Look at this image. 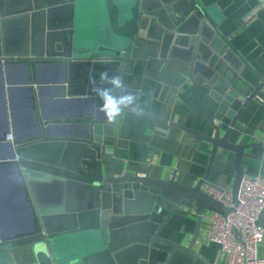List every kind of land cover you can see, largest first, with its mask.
I'll use <instances>...</instances> for the list:
<instances>
[{
	"label": "crops",
	"instance_id": "1",
	"mask_svg": "<svg viewBox=\"0 0 264 264\" xmlns=\"http://www.w3.org/2000/svg\"><path fill=\"white\" fill-rule=\"evenodd\" d=\"M198 2L212 17V23L209 22L211 38L205 41L193 35L191 37L197 39L194 50L189 52L188 47H182L183 59H171L170 54L161 58L164 28L157 17L144 15L130 52L131 72L122 74L127 92L136 97L134 105L138 104L143 112L164 121H156L133 110V105L116 124L108 125L93 98L66 96L59 90L57 86L61 83L58 81L63 73H59L58 67L40 66L36 76L43 84L31 86L27 83L24 67L13 65L9 73L0 72V138L6 133L13 135L15 125L22 139L33 137L40 128L43 113L52 122L46 129L56 137L87 138L94 132L95 143L101 148V159L100 162L84 161L81 169L85 175H95L102 167L105 176L129 173L170 179L175 174L179 183L196 185L206 174L212 145L173 124L213 135L204 103L215 124L222 123V135L225 134L229 128L225 122L233 119L236 111L235 100L244 101L248 87L258 86L264 78V1ZM147 5L150 9L158 8L156 0H150ZM92 6L91 3L85 8L83 21L86 24L83 23L96 28L101 17ZM0 8L8 18L1 32L6 53L38 58L62 51L77 15L70 0H0ZM252 12H256L252 21L245 23ZM227 49L242 62L239 70L224 58ZM193 61L208 69L212 77L207 80L196 72L197 77L202 78L193 81L192 68L188 65ZM74 74L73 89L77 92L89 89L88 79L92 75H87V86L76 80L80 73ZM37 86L42 88L35 94L34 102L29 87L35 92ZM33 102L36 110H33ZM86 117L99 123H61L64 119L83 120ZM229 141L249 145L242 161L245 177L264 178V91L245 108ZM219 154L225 155L226 160L215 161L209 185L231 189L236 175L234 153L220 149ZM3 171L6 184L0 190V219L7 224L5 232L13 234L27 226V215L14 193L17 187L10 175L11 167H3ZM207 188L204 186L203 189L207 191ZM214 217L211 212H206L203 217L200 236L193 248L199 258L178 250L169 264H227L228 259L221 254L220 246L206 239ZM197 220L194 210L180 209L162 236L188 247L196 232ZM4 254L0 252V264L5 262ZM258 254L264 258V242L259 245Z\"/></svg>",
	"mask_w": 264,
	"mask_h": 264
},
{
	"label": "water",
	"instance_id": "2",
	"mask_svg": "<svg viewBox=\"0 0 264 264\" xmlns=\"http://www.w3.org/2000/svg\"><path fill=\"white\" fill-rule=\"evenodd\" d=\"M149 1L70 0L74 13L75 9L77 13L71 36L62 51L47 58L6 53L1 32L8 18L0 8V72L9 73L11 66L21 65L28 75L27 83L33 86L43 84L36 76L40 66L58 67L59 73L63 74L57 87L63 94L88 96L99 107L101 101L92 91L91 83L89 89L78 92L73 89V73H80L76 80L87 86L93 77L99 81L101 72L121 77L123 73H130L133 64L130 52L144 15L157 17L164 28L161 58L170 54L171 59H181L185 54L182 47H188L192 52L197 40L191 37L193 35L205 41L212 37L209 26L212 17L201 8L198 0H156V10L148 7ZM91 3L101 17L96 28L84 25L83 21L85 8ZM216 40L220 39L216 37ZM224 58L240 69L242 62L233 51L227 49ZM188 65L192 68L193 81L195 78L201 81L202 77H197L196 72L207 80L212 77L204 66L194 61ZM88 74L92 75L89 81ZM29 88L35 102V94L40 93L42 87L37 86L35 92ZM248 89L244 101L235 100L234 117L229 122L224 121L229 128L223 135L222 123L215 124L204 103L213 135L171 123L212 145L206 174L194 186L179 183L175 174L170 179L129 173L105 176L100 167L97 174L85 175L81 169L83 162H100L101 159V148L95 143L93 131L87 138L56 137L46 129L52 122L42 113L36 135L22 139L14 122L12 141H7V133L0 138V190L5 175L3 167H11L10 175L24 205L27 226L20 232L8 234L5 232L7 224L0 219V252L5 253L4 264H169L178 250L199 258L193 248L200 236L205 213L226 218L239 204V190L245 177L242 161L249 145L234 144L229 139L245 108L264 91V78L258 86H249ZM34 102L33 110H36ZM133 110L156 121H164L143 112L138 104ZM73 122L99 123L92 117L61 121ZM220 149L235 156L232 207L224 206L203 189L209 186L215 161L226 160L225 155L219 154ZM183 208L194 210L198 217L197 229L188 247L162 236L173 216ZM257 224L264 228V209Z\"/></svg>",
	"mask_w": 264,
	"mask_h": 264
},
{
	"label": "built area",
	"instance_id": "3",
	"mask_svg": "<svg viewBox=\"0 0 264 264\" xmlns=\"http://www.w3.org/2000/svg\"><path fill=\"white\" fill-rule=\"evenodd\" d=\"M256 12H252L245 23H250ZM12 141V135L7 136ZM207 192L226 207H232V190L209 185ZM239 204L226 218L214 214L211 231L206 239L220 246L227 264H264L258 247L264 242V228L257 224L264 209V178L244 177L239 190ZM1 243V242H0Z\"/></svg>",
	"mask_w": 264,
	"mask_h": 264
},
{
	"label": "clouds",
	"instance_id": "4",
	"mask_svg": "<svg viewBox=\"0 0 264 264\" xmlns=\"http://www.w3.org/2000/svg\"><path fill=\"white\" fill-rule=\"evenodd\" d=\"M92 91L100 99L99 111L104 114L108 125L116 124L126 109L135 103V95L128 93L123 79L118 74L108 72L99 74V81L93 77L90 81Z\"/></svg>",
	"mask_w": 264,
	"mask_h": 264
},
{
	"label": "rangeland",
	"instance_id": "5",
	"mask_svg": "<svg viewBox=\"0 0 264 264\" xmlns=\"http://www.w3.org/2000/svg\"><path fill=\"white\" fill-rule=\"evenodd\" d=\"M23 72L24 73H26V71H25V68L23 69ZM5 175L3 176V182H1V184H3V185H5L6 184V182H5ZM13 179V178H12ZM13 181H14V179H13ZM14 193H17L16 191H14Z\"/></svg>",
	"mask_w": 264,
	"mask_h": 264
},
{
	"label": "bare ground",
	"instance_id": "6",
	"mask_svg": "<svg viewBox=\"0 0 264 264\" xmlns=\"http://www.w3.org/2000/svg\"><path fill=\"white\" fill-rule=\"evenodd\" d=\"M66 133V132H65Z\"/></svg>",
	"mask_w": 264,
	"mask_h": 264
}]
</instances>
